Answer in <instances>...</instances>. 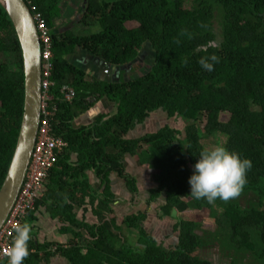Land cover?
Instances as JSON below:
<instances>
[{"label":"trees","instance_id":"obj_1","mask_svg":"<svg viewBox=\"0 0 264 264\" xmlns=\"http://www.w3.org/2000/svg\"><path fill=\"white\" fill-rule=\"evenodd\" d=\"M26 1L51 29L55 86L49 119L52 134L68 142L35 210L46 206L72 239L38 242V215L30 211L23 221L32 236L24 264H41L56 254L72 264H264V0H85L80 17L63 29L61 19L75 12L67 0ZM80 25L99 28L81 34L74 28ZM145 49L151 53L141 71L136 59ZM84 55L115 68L132 65L130 72L124 69L130 77L109 82L90 75L79 62ZM212 56L217 61L207 71L200 61L212 62ZM65 86L75 91L71 100L65 98ZM101 99L115 110L89 124L74 123ZM24 102L22 48L0 4V189L17 145ZM159 110L181 118L184 129L162 123L155 132L134 136L135 127ZM214 135L223 136L221 145L253 166L239 197L209 204L190 195L188 181L207 149L202 140ZM130 154L156 170L158 189L149 202L165 196L156 208L160 218L172 216L175 208H207L209 215L176 216L178 239L166 245L148 229L147 210H113L116 194L109 175L126 177L132 201L139 192L126 171ZM90 168L106 182L91 201L104 213L97 224L78 221L72 206L78 200L76 187L84 184L82 192H89L84 178ZM202 218L216 223L215 228L206 229ZM210 246H217L219 263L208 258Z\"/></svg>","mask_w":264,"mask_h":264},{"label":"water","instance_id":"obj_2","mask_svg":"<svg viewBox=\"0 0 264 264\" xmlns=\"http://www.w3.org/2000/svg\"><path fill=\"white\" fill-rule=\"evenodd\" d=\"M9 14L23 53L25 72V102L22 125L10 162V166L0 189V230L9 217L26 180L29 165L37 143L42 120L43 63L42 43L33 11L26 0H0ZM106 73L109 64H103ZM179 211L175 208L172 216Z\"/></svg>","mask_w":264,"mask_h":264},{"label":"built area","instance_id":"obj_3","mask_svg":"<svg viewBox=\"0 0 264 264\" xmlns=\"http://www.w3.org/2000/svg\"><path fill=\"white\" fill-rule=\"evenodd\" d=\"M31 9L42 43V120L26 180L9 217L0 230V264L8 262V249L11 246L15 228L23 225L29 212L36 209L37 201L44 197L50 170L56 165L59 155L68 146V142L63 137H55L52 134V124L49 119L52 112L48 107L52 101V88L55 86V82L51 80L53 68L51 29L42 14L35 12V7H31ZM64 88L66 90L65 98L71 100L75 96V91L67 86Z\"/></svg>","mask_w":264,"mask_h":264},{"label":"clouds","instance_id":"obj_4","mask_svg":"<svg viewBox=\"0 0 264 264\" xmlns=\"http://www.w3.org/2000/svg\"><path fill=\"white\" fill-rule=\"evenodd\" d=\"M207 59L200 61L201 66L213 70V62ZM249 159H242L238 153L230 151L223 145L205 149L199 154V159L193 166L189 177L190 195L197 200L204 199L213 204L217 199L224 202L235 199L241 194L247 183V172L252 168ZM8 249V264H24L30 255L29 241L32 239L31 227L28 224L18 226Z\"/></svg>","mask_w":264,"mask_h":264},{"label":"crops","instance_id":"obj_5","mask_svg":"<svg viewBox=\"0 0 264 264\" xmlns=\"http://www.w3.org/2000/svg\"><path fill=\"white\" fill-rule=\"evenodd\" d=\"M95 108H98L99 110V107H95ZM127 156L128 158L126 161L127 162L126 171L128 174H131L133 177H135L139 188V192L136 199H139L140 201L145 200L148 203L152 199L153 191L158 189L157 180L155 176L153 177L151 176L153 173L150 167H148L149 166L148 164H140L137 157L132 154ZM76 158L77 155H73V160H77ZM85 175L86 177L84 179H87L88 181L89 192L88 190L86 192H82L81 186L85 188L84 184H81L80 186L76 187L77 190L75 192V196H78V200L76 202H73L72 205L74 209L73 213L75 214L78 221L85 220L90 224H97L100 221V217L102 218L104 213L103 211H101V209H99L97 203H92L91 201L94 195L96 198H98V196L100 195L99 192H101L99 191L100 189L102 191L105 190L106 182L104 181V179L103 180L101 179L102 177H100L96 168H90L86 170ZM109 180L111 187L114 193L116 194L115 201L112 207L113 210H116V212L119 213L117 211V209L119 208V204L121 202H126L127 200L131 201L132 195L127 191L128 189L126 187V177L114 173L112 175H109ZM122 192L123 195L120 194ZM83 194H84V198H83ZM144 197L146 199H143ZM159 199L160 197L158 198V200ZM35 214L38 215V218L37 220H35L34 223L35 224L34 231L37 234L35 238L37 239L38 242L44 243L46 241H57L59 243L66 244L68 243V241L72 239L71 233L63 232L62 228H64L65 226L64 223L60 220L59 217L56 218L52 217L50 212L47 211L46 206H42L41 208H39ZM42 256L43 254L41 255V257ZM3 264H8V263L4 262ZM41 264H72V263L68 260V258L64 257L63 255L56 254L50 257L49 261L43 259Z\"/></svg>","mask_w":264,"mask_h":264},{"label":"rangeland","instance_id":"obj_6","mask_svg":"<svg viewBox=\"0 0 264 264\" xmlns=\"http://www.w3.org/2000/svg\"><path fill=\"white\" fill-rule=\"evenodd\" d=\"M77 18V15L72 16V18H67V17H63L61 19V21L59 22V26L60 28H67L69 25H71L75 19ZM73 26H71L72 28ZM74 28L77 29L78 33L81 34H87L89 32H93L98 30V26L97 25H92L89 27H86L84 25H80V26H75ZM148 65H144L145 68H147ZM141 71H143L142 69H140ZM99 104V105H97ZM97 106L95 107H99L95 108L94 110H90L89 112L85 113L84 115H82L81 117L77 118L75 120V124L76 125H81V124H89L93 121H95L96 117L100 114V113H105V114H110L112 113L115 108L111 105V103L109 102V100L106 99H101L100 101L97 102ZM114 105V104H113ZM110 110V113H109ZM157 112L158 115H152L145 123H143L140 126H137V128L134 130V135H139V134H147V133H151V132H155V130L158 128V126H160L162 123L165 125L167 123L173 125L174 127H177L178 129H184L185 127V123L182 121L181 118L179 117H170L168 115V113L166 111H161ZM162 113V114H161ZM87 114V115H86ZM182 137V136H181ZM224 137L221 135H214V136H210L207 138H204L202 140V144L205 145V147L207 149H210L212 147H215L217 145H221L224 142ZM151 169V168H150ZM152 170V169H151ZM155 170V169H154ZM156 171V170H155ZM152 173H154V171L152 170ZM152 177L154 176L153 174L151 175ZM156 178V176H155ZM121 195H123V192L120 193ZM165 196L162 195L160 197V199L158 200V202H153L150 203L145 200L140 201L139 199H136L135 201H126V202H121L119 204V208L117 209V211L119 213H123V214H128L132 211H148V229H151V231L153 232L154 236L158 238L159 241L164 242L166 245H170L171 243H174L177 241L178 239V232L175 231V226L174 224H177V222L179 221V219H174L176 217L172 216H168L165 218H160L156 212V207H160L161 203H165V200L163 199ZM143 199H146L145 197ZM220 211H222V209H220ZM193 214L196 215H209V210L207 208H202L200 210H195V209H188L185 212H179L177 214V216L180 217L181 219H192ZM221 217V215H220ZM222 218V217H221ZM202 224L206 229H211V228H215L216 223H214L211 220H207L205 218H202ZM168 235V236H166ZM208 250H210L209 254H208V258L213 260L215 263H219V259L220 257H218V254H216L217 252L215 251L217 249V246H210L209 248H207ZM206 250V251H208ZM221 261V260H220Z\"/></svg>","mask_w":264,"mask_h":264},{"label":"flooded vegetation","instance_id":"obj_7","mask_svg":"<svg viewBox=\"0 0 264 264\" xmlns=\"http://www.w3.org/2000/svg\"><path fill=\"white\" fill-rule=\"evenodd\" d=\"M67 3H69L70 7L72 9H74V11H75L74 15H77V19H78L80 17L79 15L82 14V11H83L82 9L86 5V1L85 0H67ZM150 53H151L150 51L145 49V51L137 57L136 61H139L138 67L140 69L144 70V68H145L144 65H147V63H148L147 61H148V57H150ZM82 57L83 56H81V59H83ZM79 62L82 65L87 66L88 71H90V75L93 73L92 75L101 76L104 80L109 81V82L119 81L120 79H122V77H124V78L130 77V73H129L130 70L129 69H132V65L129 66L128 68L125 65H122L121 67H119L120 68L119 69V68H115L109 64V67L107 69H109V72L112 74L111 77H109L110 74L106 73V70L104 69L105 66H103L104 61L99 60V59L90 61V57L88 55H84V60L79 61ZM124 69L129 70V72L128 73L124 72ZM109 112H110V110H109ZM149 117H151V116H149ZM136 128H137V126L135 127V129ZM139 135L143 136L142 133ZM139 135H136V137H138Z\"/></svg>","mask_w":264,"mask_h":264}]
</instances>
